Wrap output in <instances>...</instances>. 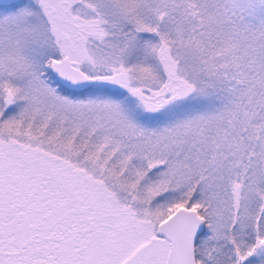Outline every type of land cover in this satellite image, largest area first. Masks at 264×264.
Masks as SVG:
<instances>
[{"label": "snow or ice", "instance_id": "obj_1", "mask_svg": "<svg viewBox=\"0 0 264 264\" xmlns=\"http://www.w3.org/2000/svg\"><path fill=\"white\" fill-rule=\"evenodd\" d=\"M0 264H264V0H0Z\"/></svg>", "mask_w": 264, "mask_h": 264}]
</instances>
